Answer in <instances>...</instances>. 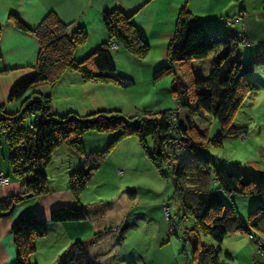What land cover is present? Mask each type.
<instances>
[{
	"label": "trees",
	"instance_id": "trees-1",
	"mask_svg": "<svg viewBox=\"0 0 264 264\" xmlns=\"http://www.w3.org/2000/svg\"><path fill=\"white\" fill-rule=\"evenodd\" d=\"M9 20L17 30L36 39L39 54L33 75L20 80L9 93L8 102L20 103V109L8 113L0 107V136L8 148L11 175L20 186L19 194L6 201L0 212H6L28 196L37 198L48 194L45 171L52 154L59 147H68L83 160L81 167L69 174L67 183L68 191L78 199L114 143L134 137L145 154L146 141L150 140L152 154L148 158L152 167L162 177L165 176L162 168L169 172L171 200L178 207L175 218L180 215L193 218V229L184 235L190 245L189 264H228L226 261L231 260L228 254L224 255L226 261H220L218 256V247L226 236L245 234L254 238L242 224L234 205L224 202L220 193L227 198L232 195L260 196L262 203L249 213L248 225L264 239V176L254 179L217 169L203 155L208 145L221 148L225 140L246 136L249 131L247 126L233 124L238 110L255 91V84L246 72L250 64L242 65L236 57L239 47L237 38L208 32L197 18L183 9L167 46V65L152 74L153 82L173 74L170 93L176 101L175 110L144 112L132 117L116 111L55 116L50 111V98L39 92H30L31 89L43 83L52 84L66 72L79 74L85 83H110L128 88L133 84L131 79L114 76L111 53L115 50H111L109 44H116L132 57L143 60L149 53L146 36L133 26L129 15L112 10L102 16L108 40L86 58L76 61L73 57L75 49L87 40L84 29L76 28L67 34L68 27L53 15L47 16L34 30H28L12 16ZM210 59L212 63L208 75L196 77L192 62ZM179 110L188 113L186 121L179 117ZM205 116L211 117L219 127L212 138L208 137V128L201 134L193 123L194 118ZM90 131H117L118 134L106 150L86 154L81 138ZM175 141L184 142L189 151L184 154L181 148L174 147L172 144ZM173 147L178 154L171 152L168 155V150L173 151ZM86 220L87 213L81 207H58L49 213V221L53 224ZM167 223L171 234L173 221L169 212ZM124 231H120L121 238ZM46 234L47 223L36 218L30 210L24 212L11 226L15 264H33L30 257L35 254V243ZM200 234L209 236L217 247L202 246ZM58 262L88 264L84 244L72 243Z\"/></svg>",
	"mask_w": 264,
	"mask_h": 264
},
{
	"label": "crops",
	"instance_id": "crops-1",
	"mask_svg": "<svg viewBox=\"0 0 264 264\" xmlns=\"http://www.w3.org/2000/svg\"><path fill=\"white\" fill-rule=\"evenodd\" d=\"M115 9L129 15L133 26L146 36L149 44L147 57L151 58L140 61L117 46L112 54L114 76L131 79L133 84L128 88H120L110 83H85L75 72L64 73L52 84L35 86L30 92L48 96L53 115L74 113L84 116L101 111H116L123 116L132 117L144 112L175 110L176 107H164L162 102L141 106L136 84L139 83L137 80L144 78V81L147 79L151 84L149 88H156V84L152 83V73L167 65V46L173 37L179 13L183 9L197 18L208 32L237 38V59L242 65L246 57L247 64L254 60L253 57L251 59L247 56L251 51L252 56L256 58L264 57V0H0V107L8 113L20 109V103L8 102L9 93L16 83L33 75L39 54L36 39L29 33L17 30L9 20L11 16L28 30L36 29L49 15L55 16L68 27L67 34H71L76 28L84 29L87 34L86 43L77 47L73 56L76 61H80L108 40L102 16ZM203 62L206 64L202 68L201 64L192 62L196 77L200 73L202 76L209 73L212 60ZM177 113L183 122L188 119L186 111L179 110ZM117 134V131L87 132L81 138L82 148L86 154L102 152L111 145ZM142 154V149L134 137L114 143L90 183L96 188V201L107 202L109 207L101 213L90 214L85 207L89 203H85L84 192L76 199L67 189L69 174L81 167L82 158L66 146L56 149L45 171L48 194L37 198L28 197L14 205L8 216L0 217V264H15L11 226L28 210L32 211L36 218L47 223V234L36 241L35 254L30 257L34 264H39L40 258H47L48 264L50 261L55 264L61 253L74 242L84 244L88 264H108L106 261L113 255L116 257V252H122L120 248L123 238L120 231L131 227L125 222L132 215H136L140 207L137 195L139 188L135 187V177L139 173L147 175L153 171L148 154L144 153L148 164ZM0 173L7 179L5 184L0 185L2 209L6 201L19 194L20 186L11 175L8 148L1 136ZM161 202L154 200L151 203H143V206L148 210L150 205L161 207ZM58 207H81L87 213V220L50 223L49 213ZM145 213L148 214V211ZM81 223L86 225V232L85 228L80 229ZM118 228L119 232L116 231ZM85 233L87 235L83 236Z\"/></svg>",
	"mask_w": 264,
	"mask_h": 264
},
{
	"label": "rangeland",
	"instance_id": "rangeland-1",
	"mask_svg": "<svg viewBox=\"0 0 264 264\" xmlns=\"http://www.w3.org/2000/svg\"><path fill=\"white\" fill-rule=\"evenodd\" d=\"M114 45L117 49V45ZM113 53L114 51L111 54ZM252 55L253 51L247 54L250 58L253 57L254 60H252L246 72L255 84V91L240 107L233 120L234 125L247 126L249 131L246 136L225 140L221 148H214L208 145L204 149L203 155L217 169H226L230 173L243 174L259 179L264 176V57L260 59ZM238 56L239 51L236 57L238 58ZM146 58L150 59L151 57L146 56ZM246 58L244 64L248 60ZM195 62L201 64L200 68L206 64L203 61ZM175 72L177 73V69H175ZM197 76L200 78L205 77L201 73ZM173 78L172 74L158 82H153L152 80L153 85L156 84L155 89H151L152 86L149 88L151 84L147 82V79L145 81L144 78L140 81L137 80L139 82L136 84V88H139V104L146 107V105L155 104V102H162L164 107L174 109L176 101L169 92ZM27 123H29V120ZM193 123L201 134L208 128L207 134L209 138L214 137L219 131L217 123L209 116L194 118ZM146 153L148 155L152 154V142L150 140L146 141ZM143 154L142 158L148 164L147 156ZM162 173L165 175L164 177L153 168V171L147 173V175L139 173L135 177V187L139 188V194L137 195L140 199V207L137 209L136 215H132L125 222L131 227L123 232V245L120 248L122 252H116V257L113 255L112 258L106 261L108 264H189L190 245L184 235L186 231L193 229L194 221L192 217L183 218L182 215L175 218L178 207L171 200L172 186L170 175L165 168H162ZM95 190L96 188L89 184L83 194L86 198L85 203L88 202L90 205L85 206L90 214L94 212L101 213L109 207L107 202L96 201ZM102 194L104 193L102 192ZM220 197L224 202L234 205L242 224L250 230L254 237L252 239L245 234L227 235L218 247L220 261H226L224 255L228 254L231 257L229 262L226 261L228 264H264V239L248 225L249 213L254 207L262 203L260 196L232 195L227 198L220 193ZM154 200L162 201V206L150 205L148 210H145L146 206H143V203H151ZM166 209L169 215L172 216L173 221V232L169 235ZM146 211H148V214L145 213ZM81 224L82 227L80 229L85 228L86 232V225L84 223ZM116 231L119 232V228ZM87 233L83 236H86ZM199 241L202 246L217 247L216 243L207 235L200 234ZM30 262L33 263L32 261ZM56 263L58 264L59 262L55 261ZM39 264H48L47 258H40ZM49 264L54 263L50 261ZM101 264L106 263L102 262Z\"/></svg>",
	"mask_w": 264,
	"mask_h": 264
},
{
	"label": "built area",
	"instance_id": "built-area-1",
	"mask_svg": "<svg viewBox=\"0 0 264 264\" xmlns=\"http://www.w3.org/2000/svg\"><path fill=\"white\" fill-rule=\"evenodd\" d=\"M109 47L111 50H114L116 49L115 48V45L113 43H110L109 44ZM174 147H179L182 149V152L185 154L189 151V147L184 143V142H181V141H175L173 144H172ZM173 147V151L171 150H168V155H171V152H173V154H178V152L176 151V148ZM7 182V179L5 178V176L0 173V185L2 184H5ZM166 215L168 216V210L166 209Z\"/></svg>",
	"mask_w": 264,
	"mask_h": 264
},
{
	"label": "water",
	"instance_id": "water-1",
	"mask_svg": "<svg viewBox=\"0 0 264 264\" xmlns=\"http://www.w3.org/2000/svg\"><path fill=\"white\" fill-rule=\"evenodd\" d=\"M28 197H30V196H28ZM13 207H14V205H12L6 212L0 213V217L8 216L11 213V211L13 210Z\"/></svg>",
	"mask_w": 264,
	"mask_h": 264
}]
</instances>
